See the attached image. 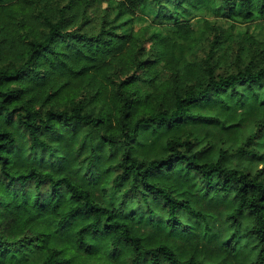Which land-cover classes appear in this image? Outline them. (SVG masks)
Masks as SVG:
<instances>
[{
	"label": "trees",
	"instance_id": "1",
	"mask_svg": "<svg viewBox=\"0 0 264 264\" xmlns=\"http://www.w3.org/2000/svg\"><path fill=\"white\" fill-rule=\"evenodd\" d=\"M164 1L0 0V264H264V0Z\"/></svg>",
	"mask_w": 264,
	"mask_h": 264
},
{
	"label": "rangeland",
	"instance_id": "2",
	"mask_svg": "<svg viewBox=\"0 0 264 264\" xmlns=\"http://www.w3.org/2000/svg\"><path fill=\"white\" fill-rule=\"evenodd\" d=\"M164 2H167L166 0ZM170 11L174 12L175 15L180 16L182 9L175 5H168ZM161 13H165L164 9H160L156 5H154L153 0H145V7L142 11L140 17L134 21V25L136 27L140 26H148L150 30H157L160 35H163L167 29L171 27L172 22L168 20H160L159 15ZM185 17H188L186 15ZM204 19L202 14L198 15L197 22L200 23ZM221 25L225 26V24L219 20ZM197 23V24H198ZM250 33L252 35H256L258 39H261L264 32V21H257L250 26ZM245 27L243 24L239 25L235 30V38L234 41H240L244 38Z\"/></svg>",
	"mask_w": 264,
	"mask_h": 264
}]
</instances>
